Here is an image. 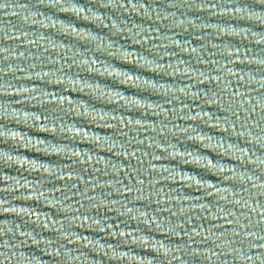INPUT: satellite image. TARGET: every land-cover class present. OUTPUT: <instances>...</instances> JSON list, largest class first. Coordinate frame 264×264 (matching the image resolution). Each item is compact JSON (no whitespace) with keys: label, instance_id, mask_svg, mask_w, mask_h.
<instances>
[{"label":"water","instance_id":"obj_1","mask_svg":"<svg viewBox=\"0 0 264 264\" xmlns=\"http://www.w3.org/2000/svg\"><path fill=\"white\" fill-rule=\"evenodd\" d=\"M0 264H264V0H0Z\"/></svg>","mask_w":264,"mask_h":264}]
</instances>
